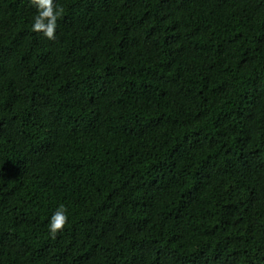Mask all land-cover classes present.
<instances>
[{
  "label": "trees",
  "instance_id": "trees-1",
  "mask_svg": "<svg viewBox=\"0 0 264 264\" xmlns=\"http://www.w3.org/2000/svg\"><path fill=\"white\" fill-rule=\"evenodd\" d=\"M55 4L0 0V264H264V0Z\"/></svg>",
  "mask_w": 264,
  "mask_h": 264
},
{
  "label": "clouds",
  "instance_id": "clouds-1",
  "mask_svg": "<svg viewBox=\"0 0 264 264\" xmlns=\"http://www.w3.org/2000/svg\"><path fill=\"white\" fill-rule=\"evenodd\" d=\"M30 3L36 9L31 23L32 31L50 41L54 40L57 19L62 10L56 7L55 0H30ZM67 221V210L63 206L58 207L49 217L47 224L49 234L57 235Z\"/></svg>",
  "mask_w": 264,
  "mask_h": 264
}]
</instances>
